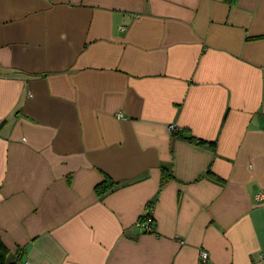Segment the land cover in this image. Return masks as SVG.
I'll use <instances>...</instances> for the list:
<instances>
[{
	"label": "crops",
	"instance_id": "obj_1",
	"mask_svg": "<svg viewBox=\"0 0 264 264\" xmlns=\"http://www.w3.org/2000/svg\"><path fill=\"white\" fill-rule=\"evenodd\" d=\"M259 193L264 0H0L10 264H264Z\"/></svg>",
	"mask_w": 264,
	"mask_h": 264
},
{
	"label": "trees",
	"instance_id": "obj_2",
	"mask_svg": "<svg viewBox=\"0 0 264 264\" xmlns=\"http://www.w3.org/2000/svg\"><path fill=\"white\" fill-rule=\"evenodd\" d=\"M48 1H51V0H48ZM173 133H177V132H173ZM188 140L192 143L197 144L198 146L208 147L212 150H215L217 148L216 142L206 141V140L198 139L194 137H190ZM172 179H173L172 173H169L167 170L163 169L160 185L164 186ZM120 186H121L120 183H115L114 181H112L110 178L107 177L104 182L96 186L95 190L98 196L103 197L109 194L110 192L116 190ZM149 206L150 205L147 206V209L149 208ZM149 219H152V222H148ZM153 222H154V218L152 216V213L148 212V214L142 219H140L138 223H139V227L141 228L142 232H148ZM142 224H147L149 226L148 229H143L141 226ZM9 256H10V252L8 248L5 246V244L3 243L2 239L0 238V264H10L8 262Z\"/></svg>",
	"mask_w": 264,
	"mask_h": 264
},
{
	"label": "built area",
	"instance_id": "obj_3",
	"mask_svg": "<svg viewBox=\"0 0 264 264\" xmlns=\"http://www.w3.org/2000/svg\"><path fill=\"white\" fill-rule=\"evenodd\" d=\"M169 131L172 132V133H173V132H176V128H175V126L171 125V126L169 127ZM263 199H264V193H259V194L256 196V200H257V201H261V200H263ZM148 222H152V219H149ZM141 226H142L143 229H148V227H149L147 224H142ZM208 258H209V254H208L206 251H202V252L200 253V261H201V262L206 263L207 260H208Z\"/></svg>",
	"mask_w": 264,
	"mask_h": 264
}]
</instances>
